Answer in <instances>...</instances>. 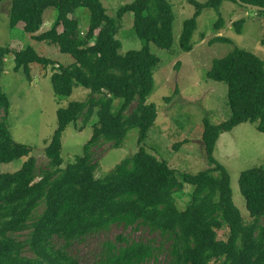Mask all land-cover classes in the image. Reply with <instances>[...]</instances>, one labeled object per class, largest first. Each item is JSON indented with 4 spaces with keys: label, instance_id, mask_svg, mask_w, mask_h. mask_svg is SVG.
I'll return each mask as SVG.
<instances>
[{
    "label": "trees",
    "instance_id": "obj_1",
    "mask_svg": "<svg viewBox=\"0 0 264 264\" xmlns=\"http://www.w3.org/2000/svg\"><path fill=\"white\" fill-rule=\"evenodd\" d=\"M2 1V0H0ZM238 0H189L195 12L184 21L180 36L183 51L193 49L198 17L205 8L220 11L224 2ZM264 7V0H242ZM56 10L49 30L41 32L45 12ZM79 9L89 10L83 23ZM134 15V31L142 42L139 49L120 52L118 20ZM264 19V11H256ZM175 13L169 0H133L110 16L102 0H12L10 27L23 23L35 40L47 41L69 54L73 61L57 64L33 46L16 50L0 45V76L7 57L15 56V71L23 69L29 80L31 64L53 66L51 81L56 95L71 96L75 87L90 90L87 100H74L57 109L58 125L45 149L48 166L38 173L32 148L15 141L7 123L10 100L0 85V164L27 157L17 171L0 173V264H80L68 247L89 234L107 231L113 225L146 226L169 243L168 264H264V167L241 172L239 185L252 217L245 222L233 200L228 169L214 156L222 133L243 122L257 123L264 132V60L235 47L216 58L207 76L228 84L231 116L219 124L204 119V154L210 165L198 173H179L143 145L157 119V106L148 103L155 89V71L160 58L151 43L170 49ZM245 19L234 22L242 33ZM220 15L216 31L224 27ZM230 42L218 35L210 42ZM58 65V66H56ZM121 100L119 108L114 103ZM137 102L130 114L126 111ZM95 116L93 134L82 155L64 166L63 134L68 125L83 119V127ZM139 129L138 150L116 167L98 176L99 163L93 148L102 141L114 148L124 146L130 127ZM194 186L184 209L175 193ZM43 206L42 211H40ZM227 237L219 233L227 230ZM29 230L25 240L16 234ZM55 239L65 243L58 246ZM30 250L34 256L25 255ZM161 247L153 241H130L123 235L104 242L98 264H145L157 259Z\"/></svg>",
    "mask_w": 264,
    "mask_h": 264
},
{
    "label": "rangeland",
    "instance_id": "obj_2",
    "mask_svg": "<svg viewBox=\"0 0 264 264\" xmlns=\"http://www.w3.org/2000/svg\"><path fill=\"white\" fill-rule=\"evenodd\" d=\"M133 0H102L110 16H117L119 8ZM174 9L173 44L170 49L160 48L151 43V50L160 58L155 71V89L148 98V103L157 106V119L149 130L143 145L159 159L165 160L179 173H198L210 167L204 154V119L208 117L214 124H219L231 116L228 105V84L207 76L213 61L228 54L235 47L251 51L264 60V19L256 10L234 2H224L220 11L205 8L198 17V26L192 39L193 49L183 51L180 36L184 21L195 12V6L189 0H169ZM206 2L207 0H197ZM12 0L0 1V45L10 46L20 50L33 46L41 55L55 60L57 64H69L73 58L62 53L58 46L47 41H38L32 34L26 33L23 23L18 28L10 27V9ZM56 10L49 8L45 12L44 26L41 32L49 30L55 18ZM79 15L86 24L89 20V10L79 9ZM224 18V27L216 31L214 28L219 16ZM245 19L241 34L236 32L234 22ZM118 38L122 41L121 53L142 47L140 38L136 35L134 15L128 12L118 20ZM222 35L230 42L210 41ZM15 56L9 55L5 61L0 76V85L10 100V110L7 123L15 141L28 144L32 148L31 155L37 159L38 173L48 166L49 159L45 149L57 128V109L67 106L74 100L84 101L90 97V90L75 87L71 96L56 95L53 89L51 75L53 66L43 68L39 63L31 64L32 80H29L23 69L15 71ZM58 66V65H56ZM121 103L117 99L114 110ZM137 102L126 111L130 114ZM4 112L0 111V120ZM95 116L83 127V119L76 125L71 124L63 134L64 166L74 162L76 157L84 152L85 143L93 134ZM139 129L129 128L124 139V146L114 148L112 142L102 141L93 148L94 159L98 161V176H104L112 171L124 158L133 155L138 148ZM214 156L229 171L233 200L240 209L245 222L250 223L252 217L247 209L246 200L241 193L239 179L241 172L252 167H264V132L257 129V123L250 121L240 123L231 131L221 134ZM27 157L16 159L10 163L0 164V173L14 172L20 169ZM194 186L186 185L183 191L175 193L176 202L180 209L186 208L189 194ZM41 206L40 211H42ZM264 224V217L261 220ZM227 230L220 231L221 238H226ZM29 230L16 234L20 240H25ZM123 235L130 241L151 240L161 247L159 257L145 264H168L169 241L159 233L152 232L146 226L113 225L107 231L89 234L85 238L75 240L69 253L78 259L80 264H98L104 242L117 240ZM58 246L65 242L55 239ZM27 256H34L26 249ZM213 264H223L222 260Z\"/></svg>",
    "mask_w": 264,
    "mask_h": 264
},
{
    "label": "water",
    "instance_id": "obj_3",
    "mask_svg": "<svg viewBox=\"0 0 264 264\" xmlns=\"http://www.w3.org/2000/svg\"><path fill=\"white\" fill-rule=\"evenodd\" d=\"M238 2H239L240 4H242V5H245V6H247V7H249V8H252V9H254V10H256V11H264V7H263V6L255 5V4H251V3H245V2H243L242 0H238Z\"/></svg>",
    "mask_w": 264,
    "mask_h": 264
}]
</instances>
